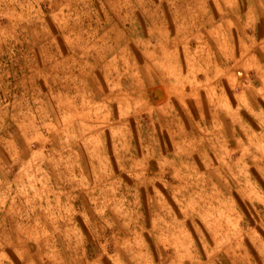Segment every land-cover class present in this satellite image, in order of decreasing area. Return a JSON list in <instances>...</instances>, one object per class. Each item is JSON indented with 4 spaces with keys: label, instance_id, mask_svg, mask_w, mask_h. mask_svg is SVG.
Segmentation results:
<instances>
[{
    "label": "rangeland",
    "instance_id": "obj_1",
    "mask_svg": "<svg viewBox=\"0 0 264 264\" xmlns=\"http://www.w3.org/2000/svg\"><path fill=\"white\" fill-rule=\"evenodd\" d=\"M0 264H264V0H0Z\"/></svg>",
    "mask_w": 264,
    "mask_h": 264
}]
</instances>
